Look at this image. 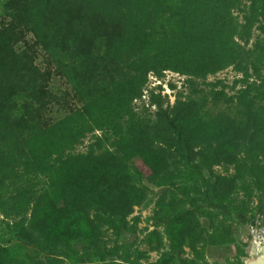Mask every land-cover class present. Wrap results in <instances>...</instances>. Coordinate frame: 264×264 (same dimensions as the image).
I'll use <instances>...</instances> for the list:
<instances>
[{
    "label": "trees",
    "instance_id": "1",
    "mask_svg": "<svg viewBox=\"0 0 264 264\" xmlns=\"http://www.w3.org/2000/svg\"><path fill=\"white\" fill-rule=\"evenodd\" d=\"M96 2L4 0L2 3L0 187L8 188L19 182V193L4 200L0 191V212L5 218L18 217L13 231L21 226L20 237L48 250L50 256L40 257V264H50L49 257L66 256L70 249L63 240L51 242L42 232L44 219L65 218L68 227L73 225L68 221L71 215L77 217V223L89 222L90 195L104 196L99 189L105 184H93L97 179L107 184L108 196L123 203L126 210L123 215L146 197L142 172L111 166L113 157L95 147L100 136H96L87 152L66 153L96 129L110 133L121 148L146 156L159 186L183 174L182 159L187 156L193 161L190 151L198 147L226 167L235 165L238 171L215 175L221 181L211 190L217 201H228L233 189H241L249 199L255 192L264 199V110L257 109L253 100L242 99L244 112L240 116L224 112L204 115L205 102L201 100L189 99L181 105L163 107L161 98L153 99L157 110L156 120L151 123L135 121L131 109V102L142 95L150 71L172 69L205 78L228 65L247 69L248 60L255 71H260L259 67L264 65V45L245 50L236 40L246 39L231 14L238 0H102L98 6ZM252 3L255 5V1ZM116 13L117 20L111 21ZM243 27L247 29L246 23ZM27 34L35 38L34 42L29 43ZM18 41L23 43L19 50L14 47ZM38 48L45 51L44 70L34 64ZM52 76L64 78L73 85L78 98L84 95L90 98L89 102L81 109H71L56 123L45 120L44 126L34 124L40 120L37 111L12 112L18 99L19 108L35 109L23 102L28 96L41 104L39 107L44 106V89ZM220 92L214 90L212 102L223 96ZM49 96L53 97L51 93ZM55 100L66 106L64 99ZM41 133L49 138L56 136L57 143L53 140L50 151L33 152L30 158L22 159L30 141ZM181 143L186 147L184 153L180 152ZM196 172H189L188 179L198 178ZM28 174L60 177L65 192L61 207L59 203L51 204L49 196L40 190L23 188L20 183ZM82 176L84 182L77 188ZM86 184L91 185L88 194ZM232 200L235 208L248 207L245 198L235 195ZM83 201L86 205L78 208ZM42 207L46 211L38 217ZM189 215L194 232L204 229L206 218L199 221L195 215ZM239 217L245 220V215ZM191 234L180 233L181 245L189 243ZM12 250L0 245V258L7 257Z\"/></svg>",
    "mask_w": 264,
    "mask_h": 264
},
{
    "label": "rangeland",
    "instance_id": "2",
    "mask_svg": "<svg viewBox=\"0 0 264 264\" xmlns=\"http://www.w3.org/2000/svg\"><path fill=\"white\" fill-rule=\"evenodd\" d=\"M3 1L0 0V17L4 14ZM101 1L97 0L96 6L100 5ZM252 1H255V5ZM106 4L112 5L109 2ZM262 5H264V0H238V4L231 11L238 30L246 38V41L236 38L237 43L245 50L262 48L264 45ZM117 16L118 13L112 15L111 21L117 20ZM245 23L247 29L243 27ZM26 38L29 43L35 40L31 34H27ZM22 45L23 43L18 41L14 47L19 50ZM37 53L39 56L34 64L44 70L45 51L38 48ZM246 64H248L247 69L228 65L214 74H208L205 78L192 77L172 69L159 73L150 71L142 87V95L131 102L135 121L141 120L145 123L155 121L157 104L152 100L158 98H161L163 107L181 105L189 99L201 100L205 102L204 115L224 112L242 116L244 110L241 101L247 97L255 102L257 109L264 110V65L260 66V71L257 72L253 69L250 60ZM46 87L44 89L46 96L43 98L44 106L39 107L38 105L41 104L28 96V98H23V102L35 109L19 108L18 99L17 108L12 112L22 114L21 109L24 110V114L37 111L36 116H40V120L39 123L34 122V124L44 126L46 125L45 120L49 123H56L63 119L71 109H81L83 104L90 100V98L83 97L84 95L78 98L73 85L62 77L52 76V80L47 83ZM214 90L221 91L220 93L223 94L216 102H212L211 99ZM50 93L60 101L64 99L67 102L66 106L49 96ZM228 98L232 100L227 101ZM97 135L101 137V140L95 147L98 152H104L113 157L111 166L125 167L132 173L142 172L146 197L141 204L134 205L130 212L123 215L126 211L123 203L107 195L109 190L103 179L94 181L93 184L102 182L105 185L99 189L104 196L90 195L89 204L91 203L92 206L88 210V218L92 222L84 220V222L77 223V217L71 215L68 221L73 225L68 227L65 218L57 219L58 221L49 217L44 219L41 229L50 238L49 240L51 242L58 239L63 240L70 248L66 256L49 257L50 264L243 263L252 248V229L260 225L264 228V199L262 196L259 197L257 192L249 199L241 189H233L228 201H217L211 193L213 186L216 187L221 182L220 179L215 178V175L234 174L238 172L235 165L226 167L212 158V154L201 152L198 147H194L189 155L194 157V160H189L187 156L182 159L185 169L183 174L181 172L178 177L177 175L171 177L164 185L159 186L158 178L152 174L151 165L145 161L147 157L133 149L121 148L118 140L104 130L96 129L87 133L72 149H67L66 153L87 152L89 145ZM53 140L57 143L58 139L56 136L49 138L47 134H39L30 141L21 158L28 159L33 152L50 151V143ZM179 147L181 153L186 152L183 143ZM195 171H197L198 178L188 179V173ZM224 180L229 181V179ZM80 182L77 188L83 184V176ZM60 183V177H55V175L34 177L28 174L22 178L20 185L23 188L28 186L30 190H40L49 196L48 200L51 204L59 203L61 207L65 192L63 193ZM90 188L91 185L86 184L87 194ZM0 191L4 193L3 199L5 200L6 196L19 193V182L8 188L0 187ZM235 195L239 199L248 200V207L235 208L232 204ZM84 205H86L85 201L78 204V208L82 209ZM44 211L46 208L42 207L38 217H41ZM189 214L198 217L199 221L206 218L207 223L204 229L198 228L197 232H194L193 226L188 221ZM240 214L245 215V220L239 217ZM26 218H29L28 213ZM16 221H19L18 217L5 218L0 212V245L13 248L9 251V255H6L7 257L0 258V264L3 262L5 264H40L38 259L47 255L48 250L20 237L22 227L19 224L17 225L19 227H15L13 231ZM24 223L27 226L28 221ZM66 230H68L67 234H65ZM183 231L192 233L193 238L187 239L189 243L181 245L179 237ZM226 246L229 249L225 250Z\"/></svg>",
    "mask_w": 264,
    "mask_h": 264
},
{
    "label": "water",
    "instance_id": "3",
    "mask_svg": "<svg viewBox=\"0 0 264 264\" xmlns=\"http://www.w3.org/2000/svg\"><path fill=\"white\" fill-rule=\"evenodd\" d=\"M242 264H264V245H259V242H253L249 255Z\"/></svg>",
    "mask_w": 264,
    "mask_h": 264
},
{
    "label": "flooded vegetation",
    "instance_id": "4",
    "mask_svg": "<svg viewBox=\"0 0 264 264\" xmlns=\"http://www.w3.org/2000/svg\"><path fill=\"white\" fill-rule=\"evenodd\" d=\"M264 228L262 225L252 229L251 237L253 242H259V245H264Z\"/></svg>",
    "mask_w": 264,
    "mask_h": 264
}]
</instances>
